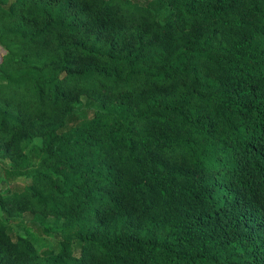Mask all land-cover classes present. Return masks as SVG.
Listing matches in <instances>:
<instances>
[{"label": "trees", "instance_id": "1", "mask_svg": "<svg viewBox=\"0 0 264 264\" xmlns=\"http://www.w3.org/2000/svg\"><path fill=\"white\" fill-rule=\"evenodd\" d=\"M0 47V264H264V0H0Z\"/></svg>", "mask_w": 264, "mask_h": 264}, {"label": "rangeland", "instance_id": "2", "mask_svg": "<svg viewBox=\"0 0 264 264\" xmlns=\"http://www.w3.org/2000/svg\"><path fill=\"white\" fill-rule=\"evenodd\" d=\"M4 50L0 47V56L3 54ZM4 165L2 163H0V172H1V168H3ZM15 183H29V179L26 177H17L16 180L14 181ZM26 219L29 218V215L25 216ZM34 233L39 234L38 231L35 228H30Z\"/></svg>", "mask_w": 264, "mask_h": 264}]
</instances>
